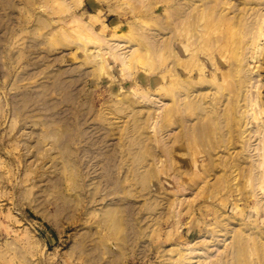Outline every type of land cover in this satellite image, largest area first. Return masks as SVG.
<instances>
[{
    "label": "rangeland",
    "instance_id": "374dc122",
    "mask_svg": "<svg viewBox=\"0 0 264 264\" xmlns=\"http://www.w3.org/2000/svg\"><path fill=\"white\" fill-rule=\"evenodd\" d=\"M263 20L264 0H0V264H264L242 148Z\"/></svg>",
    "mask_w": 264,
    "mask_h": 264
},
{
    "label": "bare ground",
    "instance_id": "6f19581e",
    "mask_svg": "<svg viewBox=\"0 0 264 264\" xmlns=\"http://www.w3.org/2000/svg\"><path fill=\"white\" fill-rule=\"evenodd\" d=\"M236 7L237 6L235 5L234 8H236ZM263 38H264V20L262 22L261 27H259V31L253 37L252 44H251L255 48H257V50L255 52L256 58L260 57V52L263 49V47L261 46V43H260L261 39H263ZM246 58H247L246 56H243V58L236 56L234 58V60L237 62L238 61L241 62L242 60H246ZM233 63H234L233 66L231 65V67H232L231 73H234L236 71L235 74H242V72H243L245 80L246 79L248 80L250 78V76H247V75L245 76V74H249V70H246L245 66L243 67L242 64H240V66L242 68L240 67V69H236L237 66H236L234 61H233ZM223 74H225V73H223ZM232 99H234V98H232ZM247 99H246V101H247ZM259 104H260L259 100L257 102L256 100L253 101L252 99L249 98V101L247 102V105H246V109H248V107H250V106H251V109H255V107H257ZM248 110L242 112V117H243L242 119L243 120H245V115L247 112H249ZM258 114L259 115L264 114V109H261L258 112L256 111L253 114V117L256 118L258 116ZM229 121L232 123V121H235V120L232 119V117H231V118H229ZM262 130H264V121L260 125V128L256 129V131L255 130H249L248 128H245L244 132H243L244 142H243V147H242L243 150H245V152L248 153V154H245L246 159L250 160V163H249V177L250 178H249V180H250V185L252 188L250 197L253 196V198L256 200V202L253 204L252 210L254 209L253 211H254V213H256L255 220L257 223L259 222V220L264 218V200L260 196L264 190V186L262 187V184L264 183V138L261 139V143H259V145L256 148H254L253 150L251 149L252 143L250 142V139H251L252 133H254L256 136H258V135H261ZM228 132L231 134L232 130L229 129ZM229 133H227V135H229ZM254 150L256 152L252 153V151H254ZM225 167H227V166H225ZM229 167H230V170L234 169V173L238 171V173H236V174H238L240 177L243 175V173L245 171V169L242 167V165L237 161H236V163H231L229 165ZM227 188H229V187H227ZM256 189H259V191H256ZM229 190H231L232 192L242 193L241 189L238 187V185L236 183H233ZM243 199L244 198L241 197V199H238L237 202H234L233 209L239 208V206L241 205V203H239V202H241ZM245 200L247 201L246 205L248 207L250 205L249 203H251V202L248 199H245ZM244 212H245V208L240 206L239 212L235 213V214L238 215V214H242ZM216 215H217V217L220 216L217 214V211H216ZM215 228H218V227H215ZM214 231H218V230H214ZM220 231H218V232H220Z\"/></svg>",
    "mask_w": 264,
    "mask_h": 264
}]
</instances>
